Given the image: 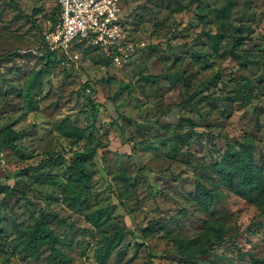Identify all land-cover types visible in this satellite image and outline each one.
Returning <instances> with one entry per match:
<instances>
[{
    "label": "rangeland",
    "instance_id": "rangeland-1",
    "mask_svg": "<svg viewBox=\"0 0 264 264\" xmlns=\"http://www.w3.org/2000/svg\"><path fill=\"white\" fill-rule=\"evenodd\" d=\"M16 1L21 10L0 0V130L20 134L17 149L0 150V183L16 182L18 192L0 191V264H56L49 245L36 256L18 245V228L41 208L68 264L264 256L262 207L220 187L213 169L229 144L249 142L264 175V0H128L131 56L107 60L84 48L35 83L59 3ZM227 4L221 26L216 14ZM238 36L249 39L237 44ZM77 154L87 184L70 206L64 192ZM198 182L218 188L209 210ZM179 240L215 245L190 262Z\"/></svg>",
    "mask_w": 264,
    "mask_h": 264
},
{
    "label": "trees",
    "instance_id": "trees-1",
    "mask_svg": "<svg viewBox=\"0 0 264 264\" xmlns=\"http://www.w3.org/2000/svg\"><path fill=\"white\" fill-rule=\"evenodd\" d=\"M15 4L16 8L21 10L19 3L16 0H10ZM127 1L126 0V11H127ZM60 13V6H57ZM231 6L227 4L222 9L218 10L216 16L221 24L225 26V18L229 13ZM125 11V12H126ZM59 13L55 19V22L48 30H52L55 26ZM33 21V15L30 16ZM35 26L38 25L34 23ZM124 27L126 33H129L128 28V17L125 14ZM45 35V34H44ZM128 36V35H127ZM129 37V36H128ZM214 46L218 47L219 40L217 36H213ZM249 38H244L238 36L236 43L242 44L243 40ZM234 49V48H233ZM95 53L101 54L107 60H113L112 57L104 55L101 51L93 48ZM41 58L45 60V64L42 68L36 72L32 78V82H39L41 78L47 74L52 67H57L60 61V55L57 51L48 50L45 41L41 50ZM4 56L0 55V60ZM145 78H149L146 76ZM30 97V93L27 94ZM187 104L188 103H184ZM189 107V106H188ZM68 135L81 136L78 130H72ZM20 139V134L11 125H6L0 130V150L3 148L17 149V141ZM183 140L188 143L187 137H183ZM239 148L236 150L232 144L228 145L227 150L223 153L221 159L213 164L214 173L218 178V185L220 187H226L230 192L244 199L248 203L255 204L262 207V214L264 217V175L261 169L256 164L255 152L252 143L249 142H238ZM84 154H77L72 156L70 159L73 160L72 167L74 168L69 177V183L64 192V199L70 206H75L76 200L79 198L82 190L86 187V164L82 157ZM0 191L6 192V196H17V185L16 182L13 185L0 183ZM197 194L202 200H200L206 210L215 202L218 197V188L207 187L206 185L198 182L197 184ZM22 198H25L22 195ZM51 213L44 208H41L39 216L36 221L31 226H23L18 228L17 240L20 247V251L24 256H36L40 253L41 249L45 245H49L51 249V254L53 261L56 264H68L69 259L66 255L57 247L58 238L51 226L50 222ZM2 221H0V225ZM224 227L220 226L216 228L215 233L219 237V240L223 239ZM180 253L185 256L190 262L195 260L199 255L207 253L215 245L214 242L206 241L204 245L199 247L196 246L193 240H179L178 241ZM0 251L2 249L0 248ZM250 264H264V256L257 257L253 252H247Z\"/></svg>",
    "mask_w": 264,
    "mask_h": 264
},
{
    "label": "built area",
    "instance_id": "built-area-1",
    "mask_svg": "<svg viewBox=\"0 0 264 264\" xmlns=\"http://www.w3.org/2000/svg\"><path fill=\"white\" fill-rule=\"evenodd\" d=\"M60 13L45 33L48 50L79 58V50L96 48L115 61L131 56L134 45L124 27L126 0H58Z\"/></svg>",
    "mask_w": 264,
    "mask_h": 264
}]
</instances>
